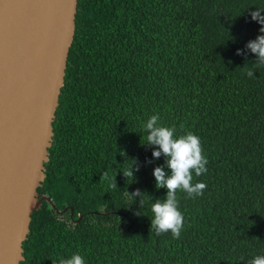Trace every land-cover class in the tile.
Segmentation results:
<instances>
[{"label":"trees","instance_id":"obj_1","mask_svg":"<svg viewBox=\"0 0 264 264\" xmlns=\"http://www.w3.org/2000/svg\"><path fill=\"white\" fill-rule=\"evenodd\" d=\"M255 9L264 0H76L35 189L53 209L41 201L29 214L18 264L75 253L85 264H247L264 255V68L249 78L255 56L236 54L262 35ZM152 115L177 136L197 135L208 160L205 174H193L203 195L177 192L179 239L150 230L151 202L166 196L152 175L164 158L143 145ZM126 160L137 161L135 182L118 173L115 191L99 181ZM136 189L151 198L143 209L124 194Z\"/></svg>","mask_w":264,"mask_h":264},{"label":"water","instance_id":"obj_2","mask_svg":"<svg viewBox=\"0 0 264 264\" xmlns=\"http://www.w3.org/2000/svg\"><path fill=\"white\" fill-rule=\"evenodd\" d=\"M76 0H0V264L21 242L50 146Z\"/></svg>","mask_w":264,"mask_h":264},{"label":"clouds","instance_id":"obj_3","mask_svg":"<svg viewBox=\"0 0 264 264\" xmlns=\"http://www.w3.org/2000/svg\"><path fill=\"white\" fill-rule=\"evenodd\" d=\"M264 10L255 9L250 11L251 20L260 25L258 35L255 40L249 41L245 45V49L237 50V55H245L250 52L255 56V62L248 66L246 75L253 78L254 72L258 68H264ZM141 129L146 133V145L153 149L152 158H164L165 164L154 168L152 175L155 180L156 189L166 190V196L163 201L157 199L154 203L151 202L152 219L150 220L151 231L155 236L171 233L173 239H179L181 231L184 227V217L179 210V201L177 192L186 193V198H196L203 195L207 185L203 182L193 183V174L199 177L205 174L208 169L206 165L208 160L202 154L200 138L192 132H187L183 135H176V127H165L160 123L159 115H152L146 123L141 125ZM124 155L123 153H121ZM128 166L122 172L103 171L99 181L106 182L111 190L117 191L115 178L117 174H121L126 180L134 181V172L139 171L136 160L128 161ZM167 168L166 172L164 169ZM37 193V192H36ZM124 194L132 201L139 200V208L143 209L145 200L151 201L144 192L139 189ZM38 196H45L52 205L51 200L45 194L40 193ZM41 202V201H40ZM45 202V201H44ZM49 206V205H48ZM68 208H70L68 206ZM53 209V205L52 208ZM56 213H59L56 211ZM136 215H143V212L137 211ZM80 216L74 221H77ZM243 259V258H242ZM58 264H85L84 258L79 254H72L69 258H59ZM247 264H264V255H257Z\"/></svg>","mask_w":264,"mask_h":264}]
</instances>
